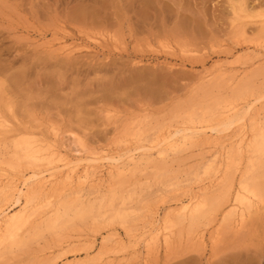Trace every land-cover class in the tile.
<instances>
[{
  "label": "rangeland",
  "instance_id": "1",
  "mask_svg": "<svg viewBox=\"0 0 264 264\" xmlns=\"http://www.w3.org/2000/svg\"><path fill=\"white\" fill-rule=\"evenodd\" d=\"M241 2L251 16L240 17ZM263 13L264 0H0V162L6 155L9 160L8 144L21 132L41 133L68 154L114 150L123 142L150 144L153 130L167 121L178 124L194 112L213 116L207 109L211 100L264 94ZM218 60L232 66L206 77L203 72ZM219 109L217 117L224 115ZM138 124H145V135L134 138ZM207 150L201 144L173 155L167 165L99 189L88 186L84 199L98 201L102 216L29 234L24 247H7L0 264H264V197L245 219L235 221L233 215L222 222L219 213L208 221L175 223L147 263L143 247L139 259L128 256L132 242L125 226L140 230L156 210L163 215L178 196L187 197L181 190L195 185ZM120 209L130 211V219L110 224Z\"/></svg>",
  "mask_w": 264,
  "mask_h": 264
},
{
  "label": "bare ground",
  "instance_id": "2",
  "mask_svg": "<svg viewBox=\"0 0 264 264\" xmlns=\"http://www.w3.org/2000/svg\"><path fill=\"white\" fill-rule=\"evenodd\" d=\"M246 5L245 2H241L238 9L243 14L240 17L250 15L248 12L251 8ZM234 9L236 8L234 7ZM71 47L73 48V46ZM71 47L69 46V48ZM67 50L73 51L74 49ZM218 61L220 62V60ZM219 62L217 64L214 63L216 64L215 66L213 65L214 69L211 67V69L205 70L206 73L203 72V74L207 77L219 68L232 66L231 63ZM263 89L260 91L262 92ZM214 101L215 104L213 103ZM222 101L219 98L218 100H211L213 104L210 102L209 108L207 107L210 110L209 114L213 115L211 117H207L203 113L195 115L196 112H194L188 118L183 117L186 119L181 120V123L171 124V122L168 124L167 121L158 130L152 131L154 134L151 133V135L153 134L152 137L154 138L149 141L150 144H142V142L132 146L123 142L125 146L114 150L111 148V150L101 149L102 151L84 152L77 149L74 154H68L69 152L56 150L58 148L53 147L55 143L51 145L49 144L50 141L48 142V139H52L49 137L48 139H43L44 135L41 133H38V135L40 134L42 138L31 131L18 133L13 138L12 136L9 137L10 140L12 138L10 145L8 144L12 149L11 153L7 152L10 154L9 160H7L8 155H6L7 157L4 159L6 161L0 162V257L4 254L7 247L17 246V248H20V246L30 242L28 241L31 240L28 237L29 234L37 237L43 231L54 230L64 222L74 218L86 219L92 214L101 215L102 211L97 210L98 201H88L87 203L84 199L83 190L88 186L96 188L105 184L104 182L109 185L118 181V179L123 181L128 176H136V174H140L147 168H154L156 165L159 166L163 163L167 165L169 160L171 162L174 159L171 158L173 155L193 149V147L201 144H204V147L208 149L207 155L204 152L200 153V155L204 153L202 156L203 161L202 166H199L201 170L196 173L195 185H191L188 188L187 184L189 183H187L184 188L182 187L181 191H184V194L185 190L188 191L187 197L178 196L175 205L173 207L170 206L163 215H160L159 211L156 210L147 221L148 224H143L140 230L139 228L131 230V228L125 226L127 229L126 235L132 242L130 249L128 248V256L131 254L132 258L139 259L141 247H143L144 250L142 252L144 253L145 262L148 261L160 237L167 239L169 234L172 233L175 223L184 221L196 223L202 218L207 220L210 216H218L219 213L221 214L222 222L225 219L228 220V218L234 217L233 215H237L235 221L245 219L251 212L255 201L264 197V182L258 180L264 177V122L258 124L264 115V94L256 92L252 98H243L241 101L228 99L223 104L221 103ZM219 107L223 109L222 113L224 115H218L219 117H217L220 110ZM201 109L203 110V108ZM205 109L203 112H207ZM2 117L0 118L3 119ZM4 125L8 126L7 124H2V126ZM143 125L145 124H138V130L137 133L134 132L136 134L134 138L137 135H145L141 127ZM23 128L25 129L24 126ZM35 128L31 129L34 130ZM0 132L2 135L1 130ZM3 133L5 134V132ZM2 140L6 142L5 138ZM127 140L129 142V139ZM7 142L9 143V140ZM134 143L132 142V144ZM0 147H2L1 144ZM3 148L5 149V147ZM0 152L2 153V151ZM3 152L5 153L4 150ZM222 164H226L228 171L224 174V180L220 179L223 181L219 182L218 179L221 176L219 172L222 174ZM225 167L224 170H226ZM258 169H260L259 174L257 172ZM238 171V178L235 180L234 175ZM220 183L222 185L219 188L211 191V188L216 187ZM15 205L19 207L13 208ZM50 210L52 211L51 215L49 214ZM97 211L100 213L97 214ZM103 214L105 215V213ZM130 215V211L117 210L111 216L109 215V223L112 224L115 221L125 223L130 219ZM105 220L106 218L103 219V221ZM107 221L105 222L107 223ZM10 250L14 251L13 248Z\"/></svg>",
  "mask_w": 264,
  "mask_h": 264
}]
</instances>
